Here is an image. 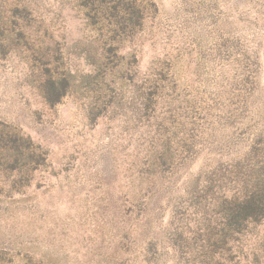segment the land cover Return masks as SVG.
<instances>
[{
	"label": "rangeland",
	"instance_id": "obj_1",
	"mask_svg": "<svg viewBox=\"0 0 264 264\" xmlns=\"http://www.w3.org/2000/svg\"><path fill=\"white\" fill-rule=\"evenodd\" d=\"M151 1L154 9L141 30L120 45L119 54L129 63L121 70L124 79L109 75L103 88L82 84L81 75L91 71V62L98 63L99 51L76 1L0 0V20L9 6L27 9L19 25L39 48L40 61H31L18 43L3 42L0 121L47 154L46 166L26 186L12 187L11 177L0 173V264H142L141 239H164L170 208L191 177L230 159L242 146L236 125L219 116L226 115V106L232 110L236 88L251 69H256V90L249 101L264 113V0ZM48 61L73 77L54 106L43 99L38 83L40 63ZM156 67L173 78L177 98L181 95L191 116L201 120L207 141L195 145L196 155L180 170L153 179L147 148L167 155L157 170L177 162L175 145H168L174 131L167 124L159 128L156 114L144 116L137 101L138 80ZM104 89L109 107L97 102L92 111L102 113L90 121V102ZM191 98L204 109H195ZM182 122L187 133L188 120ZM147 191L153 193L150 211L137 216L130 202ZM162 246L166 253L159 264H176L169 244ZM225 264H264V219L249 224L232 243Z\"/></svg>",
	"mask_w": 264,
	"mask_h": 264
},
{
	"label": "trees",
	"instance_id": "obj_2",
	"mask_svg": "<svg viewBox=\"0 0 264 264\" xmlns=\"http://www.w3.org/2000/svg\"><path fill=\"white\" fill-rule=\"evenodd\" d=\"M74 1L82 10L87 26L96 34L97 52L99 51L98 63L91 62V71L81 75L83 87L101 84L104 88V81L114 73V76L120 73L118 78L124 79L121 70L129 63L119 54L120 45L141 30L147 12L154 9V4L151 0ZM27 13L26 8L9 6L5 20H0V47L4 46L3 42L12 40L34 59L31 61L40 62L36 59L39 48H36L29 34L19 25L21 20H26ZM55 59L57 58H54V62ZM40 64L43 68L40 72L41 80L38 82L39 89L46 103L54 106L67 94L73 77L69 72H59L57 67L51 68L50 61ZM247 74V78L242 79L243 85L239 84L240 87L236 88L232 110H228L226 106V115L219 116L231 120L233 127L236 125L235 130L241 135L237 140L242 146L230 159L191 177L183 195L170 208L169 227L165 231L164 239H141L142 264L160 263L166 253L162 246L164 241L175 252L176 264H225L232 243L238 240L249 224H256L264 219V113L260 111L259 105H255L256 102L250 104L249 101L256 90V69H251ZM138 81L136 96L143 115L151 119L156 114L153 119L160 121L159 128L167 124L174 131L171 134L174 143L168 140V145L169 148L171 144L175 145V166L157 170L164 166V157L167 155L163 149L155 152V148H147L152 168L148 175L154 179L157 178V173L180 170L182 162L196 155L195 145H202L207 140L204 141L201 130L203 124L199 123L201 120L191 116L188 103H185L181 95L177 98L178 87L166 70L153 68ZM102 93L90 102V121H94L102 113L92 111L97 108V102L102 100L104 109L107 104L109 107L105 89ZM190 102L197 106L195 109L198 111L204 109L198 99L191 98ZM262 104L264 111V101ZM183 120H188L187 126L190 129H187V133L186 126L181 123ZM182 142L186 144L180 149L179 144ZM163 145L162 141L161 146ZM46 162L47 154L40 146L35 145L15 127L0 121V173L7 174L6 178L11 177L12 187L28 185L32 174L46 166ZM147 193L148 195H143L144 198L130 202L129 210L137 213V216L150 211L148 205L153 193ZM191 224L194 226L192 230L187 227Z\"/></svg>",
	"mask_w": 264,
	"mask_h": 264
}]
</instances>
